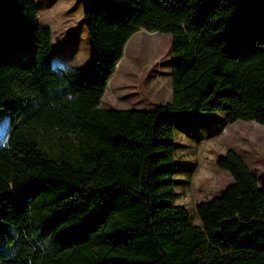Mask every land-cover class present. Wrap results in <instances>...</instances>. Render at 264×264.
<instances>
[{
	"label": "trees",
	"instance_id": "1",
	"mask_svg": "<svg viewBox=\"0 0 264 264\" xmlns=\"http://www.w3.org/2000/svg\"><path fill=\"white\" fill-rule=\"evenodd\" d=\"M82 1L91 65L61 69L34 0H0V264H264V189L235 152L200 226L175 204L177 116L264 127V0ZM141 30L172 37V100L102 108ZM55 131L77 140L58 157L38 139Z\"/></svg>",
	"mask_w": 264,
	"mask_h": 264
},
{
	"label": "rangeland",
	"instance_id": "2",
	"mask_svg": "<svg viewBox=\"0 0 264 264\" xmlns=\"http://www.w3.org/2000/svg\"><path fill=\"white\" fill-rule=\"evenodd\" d=\"M38 25L53 33V63L63 68H88L92 47L84 22L82 0H34ZM172 37L141 30L127 43L120 67L108 84L102 108L152 110L172 100ZM9 111L0 109V146L6 145ZM47 151L58 157L77 144L74 136L39 132ZM178 145L175 204L183 206L194 225H201L197 205L210 202L233 184L216 166L219 157L235 152L264 189V127L254 122H231L228 113H193L176 117Z\"/></svg>",
	"mask_w": 264,
	"mask_h": 264
},
{
	"label": "bare ground",
	"instance_id": "3",
	"mask_svg": "<svg viewBox=\"0 0 264 264\" xmlns=\"http://www.w3.org/2000/svg\"><path fill=\"white\" fill-rule=\"evenodd\" d=\"M149 34H152V33H149ZM120 65H121V61L118 63V65H117V66H118V67H120Z\"/></svg>",
	"mask_w": 264,
	"mask_h": 264
}]
</instances>
